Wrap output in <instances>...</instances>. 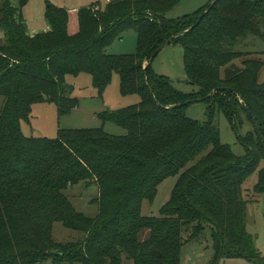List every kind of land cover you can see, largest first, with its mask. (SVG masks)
<instances>
[{"label": "trees", "instance_id": "16d2710c", "mask_svg": "<svg viewBox=\"0 0 264 264\" xmlns=\"http://www.w3.org/2000/svg\"><path fill=\"white\" fill-rule=\"evenodd\" d=\"M180 2L110 0L102 7L83 6L77 10V30L69 33L64 8L48 2V28L37 32L28 30L22 17L24 0L18 6L0 0V264L63 257L71 264H180L181 246L206 225L214 251L209 264L225 257L264 264L246 227L243 196V184L253 174L252 191L264 193V81L258 82L263 61L234 50L243 38L264 36V0H217L198 23L209 3L201 12L168 18ZM128 29L136 32L135 52L106 53ZM177 34L196 93L177 90L147 64ZM242 57L241 66L233 63ZM80 73L91 76L98 93L118 73L121 93L140 96L137 104L98 115L126 133L99 127L59 129L56 138L25 136L21 122L28 121L34 103L54 102L60 114L77 105L65 76ZM216 87L227 90L210 95ZM189 99L205 102L206 120L189 118L187 105L163 108ZM240 111L253 127L243 135L238 134ZM217 112L238 134L243 154L221 141ZM170 176L176 181L158 215L143 214L144 201L153 202ZM79 183L97 187L94 217L77 211L64 193ZM56 221L84 238L54 243Z\"/></svg>", "mask_w": 264, "mask_h": 264}, {"label": "rangeland", "instance_id": "374dc122", "mask_svg": "<svg viewBox=\"0 0 264 264\" xmlns=\"http://www.w3.org/2000/svg\"><path fill=\"white\" fill-rule=\"evenodd\" d=\"M110 0H24L21 6L22 17L26 25L32 31L42 32L48 28L44 17L47 3L64 8L69 13L68 32L77 30V10L83 6L97 4L104 6ZM211 0H181L172 10L166 13L168 18H177L185 14L201 12ZM14 6H18L19 0H11ZM197 12V13H198ZM196 13V15H197ZM3 37L0 28V38ZM136 32L128 29L121 33L105 51L109 54H132L136 49ZM234 50L252 53L251 56L260 58L263 66L258 73V82L264 81V36L260 38L247 37L239 40ZM244 57L234 60L233 63L241 66ZM151 69L158 75L167 77L172 86L183 93H196L199 87L190 82L184 69L183 45L180 40H173L161 49L151 61ZM65 82L69 86L70 95L77 98V105L69 111L60 114L54 102H36L32 105L28 121L21 122V130L25 136L56 138L59 129L99 128L113 135H124L125 129L111 121H103L98 115L104 111H112L117 108L137 104L140 96L137 93L123 94L120 91L118 73H113L109 83L101 93L92 86L91 76L87 73L78 75H66ZM207 105L198 100L185 107V114L192 119L204 121L207 119ZM239 111V108H238ZM243 124L238 134H245L252 130V123L247 119L243 111H240ZM214 123L218 126L221 141L227 143L232 151L238 155L243 154V148L237 141V133L232 130L226 117L217 112ZM176 181V176H170L158 186L157 194L153 202L144 201L142 213L145 215H158L159 208L169 198L171 189ZM256 182V174L251 175L243 184V196L248 201L246 210V227L254 239V245L258 252L264 256V193H254L253 185ZM64 193L68 196L74 208L88 217H94L98 211L95 201L97 187L90 184L68 186ZM191 228L185 233H190ZM52 240L56 244L77 242L84 238V233L65 227L61 222L53 223L51 231ZM212 237L210 228L206 225L197 238L184 242L180 249V264H209L213 257ZM37 264H71L66 257L59 260L49 258ZM73 264H80L74 262ZM127 264H130L127 262ZM218 264H255L243 258H222Z\"/></svg>", "mask_w": 264, "mask_h": 264}, {"label": "water", "instance_id": "95a60500", "mask_svg": "<svg viewBox=\"0 0 264 264\" xmlns=\"http://www.w3.org/2000/svg\"><path fill=\"white\" fill-rule=\"evenodd\" d=\"M216 1H217V0H211V1L209 2V4H208V6L206 7V9H205V10L199 15L198 20H197V23H198L199 20H200V19H201V18H202V17H203V16H204L209 10H210V8L216 3ZM194 26H195V24L192 25L189 29L185 30L183 33L187 32L188 30H190V29H191L192 27H194ZM183 33H182V34H183ZM178 36H179V34H177V35H173V36L169 37L168 39H166V41H165L162 45H160V46L155 50V52H154L152 58L147 62V64L150 63V62L152 61L154 55H156L161 49H163V48L166 47L168 44H170V43H171L174 39H176ZM219 90H227V88L216 87V88H214V89L212 90V92H211L210 95H212L213 93H215V92H217V91H219ZM198 100H201V99H189L188 101H185V102H183V103H179V104H175V105H170V106H164L163 108H164V109H168V108L180 107V106H182V105H188V104H190V103H192V102H194V101H198ZM242 108L244 109V111L246 112V114L249 115V116L251 117L252 121L255 123V119L253 118V116L251 115V113L249 112V110L247 109V107H246L245 104H242ZM255 125H256V124H255ZM256 127H257V125H256ZM55 253L58 254V255H62V251H60V250H57Z\"/></svg>", "mask_w": 264, "mask_h": 264}, {"label": "crops", "instance_id": "0c3cea01", "mask_svg": "<svg viewBox=\"0 0 264 264\" xmlns=\"http://www.w3.org/2000/svg\"><path fill=\"white\" fill-rule=\"evenodd\" d=\"M27 28H28V27H27ZM28 30L32 31V29H29V28H28Z\"/></svg>", "mask_w": 264, "mask_h": 264}]
</instances>
